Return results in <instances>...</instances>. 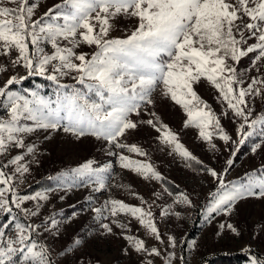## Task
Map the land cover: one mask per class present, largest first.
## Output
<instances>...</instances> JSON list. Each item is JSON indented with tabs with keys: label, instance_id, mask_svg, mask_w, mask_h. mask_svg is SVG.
Here are the masks:
<instances>
[{
	"label": "snow or ice",
	"instance_id": "6c2138e0",
	"mask_svg": "<svg viewBox=\"0 0 264 264\" xmlns=\"http://www.w3.org/2000/svg\"><path fill=\"white\" fill-rule=\"evenodd\" d=\"M38 7V0H0V57L26 72L13 73L0 84V108L6 113L0 116V264H60L44 241L45 234L60 235V222L54 216H46L40 223L33 218L40 216L43 202L57 191L64 193L59 196L63 200L79 187H91L92 192L108 187L111 164L101 166L88 159L49 176L56 181L54 187L22 193L20 184L30 174L31 165L39 163V143L29 138L39 140V133H45L44 141L61 131L77 141L85 137L104 141L111 145L109 154L122 169L145 181L163 183L167 181L148 151L137 143L124 142L141 127L155 133V141L163 146L161 150L168 149L169 156H178L188 166L203 162L181 141L180 133L149 107H155L153 93L158 87L184 113L183 127L195 128L197 138L213 150L214 138L243 145L257 126L264 135V111H255L257 100L264 103V0H59L37 15ZM124 18L137 23L130 34L113 36ZM82 46L95 51L90 55L77 51ZM244 59L249 66L241 71L238 66ZM8 71V65H0V73ZM33 76L57 85L55 99L37 89H15ZM68 76L76 83H62ZM205 83L215 89L217 101L224 106L219 115L197 91ZM229 114L238 124V140L221 124V117ZM258 149L264 151V140L251 151ZM225 163L222 171L203 169L219 185L209 194V223L219 215L230 217L243 200L264 199V164L226 181L234 160ZM165 193L174 195L164 188L153 196L159 199ZM86 199L93 202L91 196ZM139 199L141 204L132 205L110 198L91 211L105 233L113 234L114 225L123 230L126 255H138L142 264H155L160 257L161 264H174L176 252L170 249L177 247L176 237L163 236L152 211L155 201L148 204L143 196ZM26 202L35 203L28 208ZM177 204L192 206L193 201L180 192L173 200ZM171 208L164 205L159 215L168 216ZM175 214L179 216V212ZM121 215L136 220L149 237L165 247L149 245L146 239L129 234L130 225L119 222ZM219 229L217 235L224 229L238 234L231 222H221ZM81 243L80 238L73 239L58 255L78 250ZM195 245L196 241L190 244ZM179 264H184L182 256ZM250 264H264V260L253 256Z\"/></svg>",
	"mask_w": 264,
	"mask_h": 264
},
{
	"label": "rangeland",
	"instance_id": "374dc122",
	"mask_svg": "<svg viewBox=\"0 0 264 264\" xmlns=\"http://www.w3.org/2000/svg\"><path fill=\"white\" fill-rule=\"evenodd\" d=\"M57 2L59 0H38L37 15L42 14L48 7ZM136 23L135 19L124 18L118 26L120 30L114 31L112 35L130 34ZM47 50L51 51L50 47ZM77 51H84L90 55L95 51V48L82 46ZM0 65H8L9 68L8 72L0 73V84L13 73L17 75L26 74L22 67L12 68L8 58L0 57ZM248 66L249 60L244 59L238 68L243 71ZM37 77L40 79H36ZM28 83L34 85L27 86ZM62 83L75 84L76 82L71 76H68L62 79ZM14 87L18 91L37 89L42 95L52 99H55L57 90V85L54 82L40 76L29 77ZM76 87L83 88L79 84H76ZM161 90L162 86L155 90L153 93L155 107H149L156 111L174 131L180 133L181 141L203 163L199 164L193 161L191 166H188L178 156H169L167 154L168 149L161 150L163 146L155 141V133L146 127H141L134 135L126 137L124 142L142 145L148 151L151 162L157 170L163 174L165 180L172 182L177 187L176 190L170 189L163 182L145 181L134 172L122 169L117 158L109 154L111 145L104 141H98L94 137H85L77 141L75 137L61 131L51 133V138L47 141L43 140L45 133L37 134L39 140H36V137L29 138L30 142L39 143V163L31 165L30 174H27L23 183L20 184L22 193H34L54 187L56 185L55 180H52L53 185L39 189L33 185L43 179H48L49 176H56L59 172L76 167L88 159L94 160L96 164L101 166L105 164L112 166L108 174V187L105 190L92 192L91 187H79L69 192L63 200H60L59 196L64 193L57 191L50 196L48 201L43 202L44 206L40 216L33 218L36 223H40L44 217L54 216L60 222L59 236L44 235V241L49 245L54 258L60 264H81L82 261L84 264H142L138 255L134 253L126 255L124 253L123 249L128 247V243L122 237L123 230L114 225L113 234L105 233L99 228V221L94 218L91 211L92 208L100 206L110 198L139 205L141 204L139 196H143L148 204H153L155 201L152 211L157 214V221L163 236L165 238L169 235L176 237L177 247L170 249L176 252L177 259L174 264H179L181 256L184 258V264H208L209 260L218 254L239 252L248 254L250 259L254 256L264 260V199L249 198L243 200L238 203L230 217L219 215L209 223L206 212L211 201L209 194L215 193L219 185L214 177L203 170L206 167H211L217 171H222L226 166L227 159L232 158L234 165L225 176L226 181H232L242 177L245 172L259 168L264 164V151L258 149L257 152L253 153L251 149L256 143L264 140L260 126H257L254 134L243 145L226 144L223 140L214 138L213 143L216 144V149L213 150L208 143L197 138L195 128L183 127V121L186 118L184 113L178 106L173 105L170 100L163 97ZM197 91L218 115L224 111V106L216 99L217 93L214 88L205 83L199 86ZM90 95H93L94 99H98L94 94ZM255 111L257 113L264 111V103L257 100ZM0 116H6L2 108H0ZM142 118L147 117L143 116ZM221 124L234 140L239 139L236 133L238 124L231 117V114L222 116ZM233 152L235 154L230 157ZM125 154L134 159L138 158L132 153ZM164 188H168L174 195L170 197L165 193L159 199L153 196V192H162ZM133 192L138 195H132ZM180 192L189 195L193 201L192 206L173 205V200ZM89 196L93 198L91 204L86 199ZM34 203L26 202L24 206L32 208ZM166 204L172 205L171 212L168 216H160V210ZM73 212L76 213L75 216L72 215ZM177 212H179V216L175 214ZM110 219L112 218L110 217ZM118 219L120 223L130 225L129 234L146 239L149 245L158 246L161 249L165 247L149 237L133 218L121 215ZM109 220L104 222H109ZM0 222H3V215H0ZM221 222H231L237 228L238 234L224 229L220 235H217V232L220 231L219 224ZM75 238H80L82 241L79 249H74L72 253H66L65 256L58 255ZM192 241H196L195 247L190 246ZM162 259L163 257L157 258L155 264H161Z\"/></svg>",
	"mask_w": 264,
	"mask_h": 264
},
{
	"label": "trees",
	"instance_id": "16d2710c",
	"mask_svg": "<svg viewBox=\"0 0 264 264\" xmlns=\"http://www.w3.org/2000/svg\"><path fill=\"white\" fill-rule=\"evenodd\" d=\"M36 79H40V78L37 77ZM26 85L31 86L34 84L28 83ZM166 181L167 183L165 184L168 185L170 189L176 190L177 187L174 186L172 182H169L168 180ZM51 184L52 185L54 184L52 180L43 179L42 181H39L38 183L33 185V187H36V189H39V188L50 186ZM249 261H250V256L248 254L239 252V253H232V254H218L212 257L209 260L208 264H250Z\"/></svg>",
	"mask_w": 264,
	"mask_h": 264
}]
</instances>
